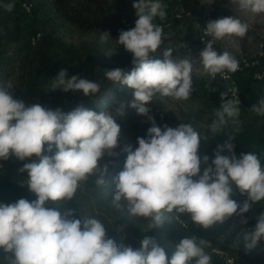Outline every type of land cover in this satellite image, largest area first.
Wrapping results in <instances>:
<instances>
[{"label":"clouds","instance_id":"obj_1","mask_svg":"<svg viewBox=\"0 0 264 264\" xmlns=\"http://www.w3.org/2000/svg\"><path fill=\"white\" fill-rule=\"evenodd\" d=\"M240 11L264 13V0H231ZM137 19L135 26L121 30L117 43L132 54L133 68L106 70L108 80L132 90L128 105L138 115L147 117L151 126L145 137H137V147L126 145L123 169L114 177L113 203L123 200L130 216L150 219V229L161 227L165 213L190 214L191 220L205 229L223 222L234 214L244 217L251 203L264 200V166L254 153L236 155L235 144L217 146L214 158L201 156V137L189 124L173 128L158 126L147 106L156 93L177 100L188 99L192 92V62L176 60L172 49L163 51V58H151L162 43V27L154 23L164 19L165 7L159 0H133ZM11 8V6H9ZM206 33L214 40L244 37L248 25L236 16L211 20ZM111 38L101 31V43ZM209 40L199 53L204 71L212 76L236 72L238 61L227 51L218 53ZM111 56V55H110ZM87 58V57H86ZM100 84L78 75L68 76L61 69L52 79L53 91L79 92L85 97L100 91ZM12 85L0 87V161L15 157L24 163L18 170L27 173V187L36 199L20 198L0 203V252L6 264H210L204 251L207 241L184 237L169 256L155 238L144 235L139 248L109 238L104 224L96 218H75L73 210L61 213L54 203L71 201L81 181L96 174V183L104 184L108 165L99 167L107 154L118 155L121 127L106 112H96L83 105L65 113L34 103L26 106L15 99ZM220 94L222 110L210 125L213 133L226 122L225 115H239V101ZM264 115V97L251 105ZM123 114V113H122ZM231 141L232 138L229 137ZM229 155H221L223 148ZM55 149V151H54ZM47 153V154H46ZM247 199H233L234 187ZM251 202V203H250ZM247 249L264 241V213L245 235Z\"/></svg>","mask_w":264,"mask_h":264},{"label":"trees","instance_id":"obj_2","mask_svg":"<svg viewBox=\"0 0 264 264\" xmlns=\"http://www.w3.org/2000/svg\"><path fill=\"white\" fill-rule=\"evenodd\" d=\"M219 1L220 4H225L227 2L231 3V0ZM24 2L32 4L31 13H27L24 10L22 6ZM159 2L162 3L163 0H159ZM129 3L130 0H0V52H5L6 48L9 46L19 44L24 39L27 28L31 29L33 25L40 24L43 19L46 20V18H48L47 20H49L53 18V16L63 18L81 28H96L101 31H108L110 36L118 37L121 30H128L131 28L124 25L122 21L125 17H131ZM184 4L187 8L195 10L199 4V0H184ZM9 6H11V8H9ZM234 15L232 8L228 7L227 11L222 14V18ZM25 16H30L32 22L27 24ZM135 19H137V17ZM178 21L180 20L173 18V24ZM37 29H41V27L37 26L30 31V34ZM167 39L168 38L162 39L160 49L164 47ZM85 55H87V58H83L81 55L76 56L77 62L71 70V73L82 72V78L100 84V91L89 97H85L81 93L76 94L68 103L59 108L63 112L68 113L77 106L83 105L96 112H106L111 115L121 127L119 140L123 137L131 141H136L137 137H144L140 131V115L137 114L135 109L128 106L134 99L132 90L127 86L114 83L106 78L105 71L115 68L111 67L99 71L97 69V58L91 57L87 52ZM61 61V59L58 60L54 67L59 68ZM131 61L127 66L121 69L125 72H130L133 68ZM191 79L193 90L190 97H193L200 89H204L205 82L194 73H191ZM242 87L241 80V95L244 103L240 106L245 105L251 107L258 99L257 97H251L253 100L250 101L251 98L243 94ZM147 106L151 110V116L161 112L159 100L153 98ZM217 119L218 117L216 116L213 118V121ZM213 137V141L208 149L210 153L214 154L218 145L224 146L226 143L232 142L235 144L234 151L237 156H239L241 152L254 153L261 161L262 166H264V115L257 114L254 117L239 119L234 124H230L226 121L219 131L213 133ZM229 137L232 138L231 141ZM199 153L203 156L201 144ZM220 154L229 155V152L225 147ZM125 159L126 156L120 158L111 156L108 170L104 177V184H97V176H90L83 183L79 184L71 201H61L60 206L57 208L61 213L69 209L73 210L75 218L77 219L96 218L100 220L106 228L107 236L114 239L119 244L121 243L122 234L118 232V223L109 222L106 216L96 211V208L102 209L108 207V200L113 199L115 189L113 179L123 169ZM32 161L38 162V158L33 156L30 160L20 161V166L22 167L24 163ZM15 168L16 167L8 168L7 165L5 168H0V174L5 173L6 175L3 179L0 177V203H4L6 193L14 200L26 198L31 201L36 199L35 195L31 193L27 187V173L18 174L15 172ZM233 187L235 188V186ZM235 190L239 193L242 202L247 199V194L242 195L237 189ZM261 202L264 203V200L250 203L251 206H253L256 204L261 205ZM254 208V206L251 207V210L244 216L248 220L247 224H242L240 222L241 217H237L234 214L223 222H216L206 229L195 224L191 220L190 214H177L174 211V215L181 218L188 225V228L183 227L185 232L183 237H196L197 242L201 239L205 241L210 240L227 252L235 251L238 256L244 259L243 264H264V241L258 242L257 246L251 250L246 248L248 241L245 240V235L255 225L257 219V217L252 214V209ZM154 235H156L153 237L157 243L164 247L170 256L172 252L175 251V245L178 244L179 241L175 237L162 231ZM134 239L135 241L131 246L133 248H139L142 238L137 237ZM204 251L216 264H223L221 256L211 254L205 246ZM191 264L194 263L191 262Z\"/></svg>","mask_w":264,"mask_h":264},{"label":"rangeland","instance_id":"obj_3","mask_svg":"<svg viewBox=\"0 0 264 264\" xmlns=\"http://www.w3.org/2000/svg\"><path fill=\"white\" fill-rule=\"evenodd\" d=\"M162 3L166 6V16L164 19H160L157 16L154 22H165L174 16L175 0H163ZM228 7L232 8L235 14L234 16L246 23L248 30H250L242 38L238 36L230 37L229 39L233 40L228 41V45L230 46L229 50L236 54L241 51L243 54H248L251 57H257L264 61V13L256 14L250 11H240L237 5L228 2L220 4L218 0L217 8L221 16L227 11ZM130 10L131 18L135 19L137 17L135 9L131 7ZM47 19H43L40 24L33 25L31 29L27 28L26 35L19 44L9 46L5 52H0V87L7 86L10 82L13 97L23 101L26 106L39 103L42 106L54 110L68 103L76 94H80L79 92L53 91L51 88L52 79L61 69H66L69 77L72 75L83 76L82 72L71 73V70L76 65V56L78 55L86 58L87 55L85 53L87 52L91 57H96L98 60L97 69L99 71L111 67L123 68L132 60V54L125 51L117 43L116 39L118 37L111 36L107 42L101 43V30L99 29L81 28L58 16H53L49 20ZM25 20L27 24L32 22L30 16H25ZM37 26L41 27L43 37L37 45H31L28 36L31 33L30 31ZM197 33V26L189 18L178 21L171 28L163 30L162 39H168L164 47L162 49L159 48L155 53H150V57L162 59L163 51L170 48L172 49L174 59H189L192 62L193 68H203L200 60L194 54H188L182 44L184 39L195 36ZM60 59L62 61L59 68H55L56 62ZM241 80L242 86L249 92H254L253 90L256 91L258 88L257 82L248 73L243 74ZM211 86L205 84L204 89H200L193 97L181 100L156 93L153 98L160 101L161 112L157 115H152L158 126L167 124L175 128L179 124L191 125L201 137L203 155H208L210 161L214 158V154L208 150L214 138L210 125L213 122V118L216 117V112L222 110L220 108L221 100L218 99L216 92ZM261 97H264V94L257 95L258 100ZM251 100L253 99L251 98ZM238 106L240 112L237 117H228L225 115V120L230 124H234L239 119H246L257 115L251 107L245 105ZM150 126L151 123L147 117L140 115V131L144 137ZM129 144L132 145L133 150L137 147L136 141L121 137L118 147L114 150L118 154L116 157L126 156L127 154L123 149ZM110 160L111 156L106 154L99 161V167L103 168L105 164L109 165ZM6 162L8 168L21 165V162L15 157L9 158ZM5 176V173L0 174L2 179ZM94 176L97 175L94 174ZM83 182L81 181L80 184ZM233 199L242 202L235 188ZM14 201L16 200L6 193L4 203ZM51 206L57 209L60 206V202L54 203ZM253 206L255 207L252 209L253 216L258 217L261 213H264V203L261 202V205L256 204ZM96 211L106 216L109 222L118 223V232L122 234L121 243L126 245H132L135 241L134 238L141 237L143 239L144 235L155 237L156 235L154 234L161 231L175 237L178 241L185 235L183 227L180 225L174 212L165 213L166 219L161 227L150 229V219L130 216L127 210V204L123 200L120 202L119 207L113 203V199L108 200V207L102 209L96 208ZM236 216L240 217L238 215ZM228 253L236 257L237 264L244 263V259L238 256L235 251Z\"/></svg>","mask_w":264,"mask_h":264},{"label":"built area","instance_id":"obj_4","mask_svg":"<svg viewBox=\"0 0 264 264\" xmlns=\"http://www.w3.org/2000/svg\"><path fill=\"white\" fill-rule=\"evenodd\" d=\"M218 0H199V4L195 10L187 8L184 4V0H175V11L173 18L183 20L189 18V20L197 26L198 33L195 36H191L183 40L182 44L185 51L188 54H194L199 59V53L206 46L209 40H213V48L218 53L224 51L229 52L238 61V70L236 72H225L223 74H216L215 76L207 74L202 67L193 68L192 73L201 77L205 84L212 85L211 87L216 92L219 100L222 92L227 93L226 99L238 100L239 105L243 104V98L241 95V77L243 74L248 73L252 79L256 81H264V61L257 57H251L248 54H243L239 51L237 54L229 50L228 41H232L225 37L222 40H214L211 35L206 33V25L209 21L222 18L217 8ZM133 5V0H130L129 10ZM23 8L27 13L32 12V4L28 2L23 3ZM173 18L166 20L165 22H154L155 24L162 27V30L171 28L173 26ZM135 20L131 17L123 18V24L132 27L135 26ZM43 37V31L37 29L35 32L30 34L29 41L31 45H37ZM232 37V36H231ZM197 71V72H196ZM7 165L6 161H0V168H5ZM21 166L15 168V172L20 174L18 170ZM182 227L188 228L186 222L176 216ZM184 238V237H183ZM207 245L205 246L209 252L213 255L221 256L223 264H237L236 257L230 255L226 250L221 248L218 244L212 243L210 240H206ZM194 263V261L192 262ZM210 264H216L212 259Z\"/></svg>","mask_w":264,"mask_h":264},{"label":"crops","instance_id":"obj_5","mask_svg":"<svg viewBox=\"0 0 264 264\" xmlns=\"http://www.w3.org/2000/svg\"><path fill=\"white\" fill-rule=\"evenodd\" d=\"M163 5V3H161ZM256 81V80H255ZM258 84V88L255 90H253L254 92H249L248 90H245L244 86L242 87V92L245 96H247L248 98L250 97H257V95H262L264 94V81H256ZM261 92V93H260ZM259 93V94H258Z\"/></svg>","mask_w":264,"mask_h":264},{"label":"water","instance_id":"obj_6","mask_svg":"<svg viewBox=\"0 0 264 264\" xmlns=\"http://www.w3.org/2000/svg\"><path fill=\"white\" fill-rule=\"evenodd\" d=\"M0 264H6L5 254L3 252H0Z\"/></svg>","mask_w":264,"mask_h":264}]
</instances>
